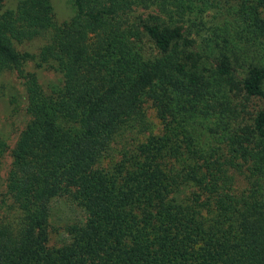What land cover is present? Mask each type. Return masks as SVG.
<instances>
[{
  "label": "trees",
  "instance_id": "1",
  "mask_svg": "<svg viewBox=\"0 0 264 264\" xmlns=\"http://www.w3.org/2000/svg\"><path fill=\"white\" fill-rule=\"evenodd\" d=\"M145 1L73 0L56 23L48 0H0V73L28 116L9 150L0 134V264H264V109L242 104L264 95V0H147L162 17L115 21ZM212 7L207 61L181 22ZM56 199L71 213L50 242Z\"/></svg>",
  "mask_w": 264,
  "mask_h": 264
},
{
  "label": "rangeland",
  "instance_id": "2",
  "mask_svg": "<svg viewBox=\"0 0 264 264\" xmlns=\"http://www.w3.org/2000/svg\"><path fill=\"white\" fill-rule=\"evenodd\" d=\"M52 13L53 20L56 23H61L68 20L74 13L73 0H48ZM9 4L14 3V0H8ZM7 5V2H5ZM162 17V13L155 4L147 5L145 3L131 2L128 7L118 10L114 15V19L119 25L125 28H131L132 31H139L141 22L149 19V16ZM222 14L217 8H209L205 13L200 15L187 16L181 22L183 24L184 34L194 39L195 48L200 53L206 56L208 61V50L205 49L204 39L213 33V31L219 30L218 27L222 26ZM48 40V34L42 33L32 37L31 39L22 41L20 43H14V46L19 51H26L35 54L39 47L46 43ZM23 70L32 72L37 81L41 85H45L49 81H53L57 78V74L52 71L38 68L32 61H27L23 65ZM22 79L19 78L18 73H0V134L6 138L8 144V150L13 146L15 139L24 127L28 116L24 111V96L23 86L21 85ZM263 94H264V83H263ZM243 113L249 117L258 110L264 109V95L258 97H249L242 100ZM148 116L153 119L154 112L152 109L147 108ZM2 159L0 167V191H4V177L6 170L11 162L9 151ZM54 211V224L57 234L50 232V242L55 240L59 233H64V218L70 216L71 211L67 209L61 199H56L52 202ZM5 213L4 208H0V221H3L1 216ZM15 212H11L8 216L9 221L15 223L14 220ZM13 215V216H12ZM63 218V219H62ZM62 219V220H60ZM61 222L58 224V222ZM65 235V234H64Z\"/></svg>",
  "mask_w": 264,
  "mask_h": 264
}]
</instances>
